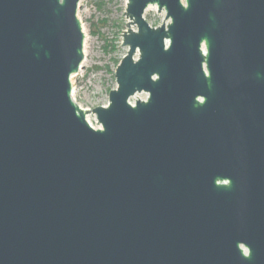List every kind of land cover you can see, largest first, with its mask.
I'll use <instances>...</instances> for the list:
<instances>
[{
    "label": "water",
    "instance_id": "water-1",
    "mask_svg": "<svg viewBox=\"0 0 264 264\" xmlns=\"http://www.w3.org/2000/svg\"><path fill=\"white\" fill-rule=\"evenodd\" d=\"M80 1L0 0V264H264V0H125L91 111Z\"/></svg>",
    "mask_w": 264,
    "mask_h": 264
},
{
    "label": "rangeland",
    "instance_id": "rangeland-1",
    "mask_svg": "<svg viewBox=\"0 0 264 264\" xmlns=\"http://www.w3.org/2000/svg\"><path fill=\"white\" fill-rule=\"evenodd\" d=\"M125 0H81L77 17L84 32V59L72 76V93L80 105L91 111L94 104H107L111 87H116L114 70L127 50L121 47L125 30ZM145 19L156 26L164 19L156 7H149ZM146 94L138 98H146ZM91 126H100L93 114L86 115Z\"/></svg>",
    "mask_w": 264,
    "mask_h": 264
},
{
    "label": "built area",
    "instance_id": "built-area-1",
    "mask_svg": "<svg viewBox=\"0 0 264 264\" xmlns=\"http://www.w3.org/2000/svg\"><path fill=\"white\" fill-rule=\"evenodd\" d=\"M133 101H132V99L130 100V103H132Z\"/></svg>",
    "mask_w": 264,
    "mask_h": 264
},
{
    "label": "trees",
    "instance_id": "trees-1",
    "mask_svg": "<svg viewBox=\"0 0 264 264\" xmlns=\"http://www.w3.org/2000/svg\"><path fill=\"white\" fill-rule=\"evenodd\" d=\"M118 64V63H117ZM117 64H116V66H117Z\"/></svg>",
    "mask_w": 264,
    "mask_h": 264
}]
</instances>
